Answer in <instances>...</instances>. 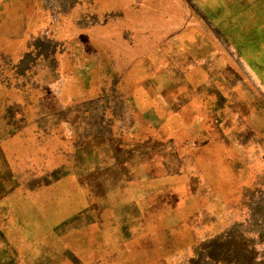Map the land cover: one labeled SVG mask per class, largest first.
Instances as JSON below:
<instances>
[{"label":"rangeland","instance_id":"1","mask_svg":"<svg viewBox=\"0 0 264 264\" xmlns=\"http://www.w3.org/2000/svg\"><path fill=\"white\" fill-rule=\"evenodd\" d=\"M136 1L0 0V264L264 247V0H147L182 25L124 73L91 31Z\"/></svg>","mask_w":264,"mask_h":264},{"label":"crops","instance_id":"2","mask_svg":"<svg viewBox=\"0 0 264 264\" xmlns=\"http://www.w3.org/2000/svg\"><path fill=\"white\" fill-rule=\"evenodd\" d=\"M106 6L107 4H101L103 8ZM129 8H132L130 12L133 14L118 18L119 23L112 25V28L116 26L114 27L115 36L104 35L101 31L102 29L98 28H93L91 31L94 58L98 60L108 59L113 62L126 60L128 64L124 67V73L128 72L127 69L131 67L135 60L147 58V56L143 57V52L146 54L143 49H145L144 45L148 43L149 34L160 37V35L165 34L167 25L171 27H180L182 25V19L173 14L174 10L160 5L158 1L155 3L153 1L137 0L136 3L128 4L127 10L125 8L124 10L128 12ZM149 12L152 14L151 18H148ZM164 12L172 13V17L177 18L178 22L174 21L175 19L173 21L165 20ZM99 27L101 28L102 26ZM120 27L121 30L119 29Z\"/></svg>","mask_w":264,"mask_h":264},{"label":"trees","instance_id":"3","mask_svg":"<svg viewBox=\"0 0 264 264\" xmlns=\"http://www.w3.org/2000/svg\"><path fill=\"white\" fill-rule=\"evenodd\" d=\"M260 241L264 245L263 237H260ZM244 248L239 249L238 253L232 259H229V257H221L217 253L214 243V247L209 251L207 259L202 264H264V247L253 249ZM195 263L201 264L200 259Z\"/></svg>","mask_w":264,"mask_h":264}]
</instances>
